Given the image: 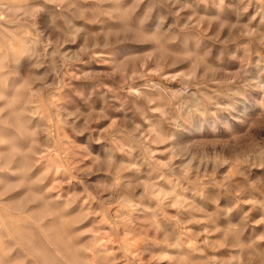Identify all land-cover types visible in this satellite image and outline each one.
<instances>
[{
  "label": "rangeland",
  "instance_id": "rangeland-1",
  "mask_svg": "<svg viewBox=\"0 0 264 264\" xmlns=\"http://www.w3.org/2000/svg\"><path fill=\"white\" fill-rule=\"evenodd\" d=\"M0 264H264V0H0Z\"/></svg>",
  "mask_w": 264,
  "mask_h": 264
},
{
  "label": "bare ground",
  "instance_id": "bare-ground-1",
  "mask_svg": "<svg viewBox=\"0 0 264 264\" xmlns=\"http://www.w3.org/2000/svg\"><path fill=\"white\" fill-rule=\"evenodd\" d=\"M37 246V245H36Z\"/></svg>",
  "mask_w": 264,
  "mask_h": 264
}]
</instances>
